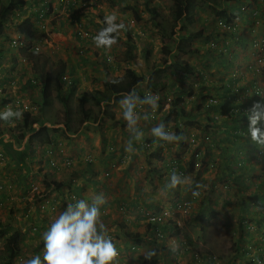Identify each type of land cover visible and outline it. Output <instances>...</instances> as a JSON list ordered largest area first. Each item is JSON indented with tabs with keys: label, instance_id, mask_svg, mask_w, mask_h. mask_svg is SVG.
<instances>
[{
	"label": "rangeland",
	"instance_id": "rangeland-1",
	"mask_svg": "<svg viewBox=\"0 0 264 264\" xmlns=\"http://www.w3.org/2000/svg\"><path fill=\"white\" fill-rule=\"evenodd\" d=\"M218 1L221 9L227 8L235 14V22L230 24L221 23L219 20H216L217 17L212 10V6L209 4H204L197 8L195 15L196 23L189 26L184 31L185 34L192 33L194 36L190 49L191 52L183 56L189 64L194 66L197 74L186 75L184 78L179 72L169 67L177 53L174 40H169L168 43H165L161 39L160 32L157 31L158 33H155L156 27L152 22L153 19L148 10V7L158 6L168 19H170L172 17L171 0H119L118 2L120 4L116 5V9H126L134 13L137 19L140 20L139 23L142 26L144 25L143 13L145 12L148 15V17H146L147 22L145 29L142 28L141 30L142 32L145 30L146 32L144 33L146 34H141L136 31L131 20L129 22H124L126 27L119 33L118 43L110 50L98 49L93 43L92 37L100 30V27L98 21L95 22L88 18V15L93 13L92 11L89 13L88 11L90 3L80 8L82 11H77L78 9L75 10L73 7L67 10L59 6L66 12H55V7H52L49 15L50 17L47 19L49 22L46 24L45 28H42L41 25L36 23L37 17H35V15L33 16L32 13L26 11L24 13L25 15H22V17L30 20V22H33L35 25L33 34L29 35L32 36V39L28 40V44L33 54L35 52V46L39 45V57L36 58L37 54H34V58H29L28 54L23 51L20 52L19 47H10L9 42L3 44V46L7 48L10 47V51L8 49L6 51V58L0 60V82L2 80L5 82L2 84L0 83V90H2L0 93L5 99L9 96L17 97L14 92L18 93L19 97H17L16 103L17 101H21L22 96L23 102L28 101L37 105L38 112L44 120L48 121L46 123L47 126L50 128H65L67 110L65 105L55 96V93H53L52 102L41 109L42 83L41 80L34 77L33 63L37 61V63L43 64L45 66L44 70L58 68L61 61L67 65L68 72L65 74L67 80L63 79V82L67 86V81L75 79L78 89L73 98V118L76 122L75 133L71 136L67 133L72 134L73 132H65L63 130V133L60 131L57 133V135H62H58L59 137L56 136L57 142H55V145L58 148V143L62 142L63 145L60 144L59 152H61L65 159L73 156L68 155V145H66L68 139L69 142L73 141L79 143L82 139H86V136H92L98 137V139L93 138L92 140L101 141L105 132L109 129L113 134L119 132L124 134L125 138L128 140L132 138L126 127V122L122 117V110L119 103H110L105 107L106 114H104L102 109L91 99L88 104H86L87 110H90L88 112V118H86L79 106L80 97L83 92L93 94V90L104 88V81L108 75L111 77H121L130 69L135 70L137 74L144 77V81L140 82L133 89L141 97L144 96L143 92L145 90L151 89L149 81L154 82L157 87L160 84H165L164 88L158 89V91H160V106L155 113L156 118L150 119L149 122H152L154 124L153 126L164 123L166 130L175 132L182 137L185 133V130H183L185 126H191L188 131H193L191 138L194 137L196 143H191L185 139L186 136L184 140L181 139L179 142L172 144H167L163 141H151L148 137L150 136V132H148V136H146V138L143 137L141 141L142 144H144L143 150L137 147L139 151L146 153L145 159L149 162L160 159V164V161L166 160L169 153L171 156L178 157L173 167L179 173H185V170L190 168V163H194L193 173L195 172L197 175H192V181L193 184L199 183L201 185L198 189L200 195L193 197L190 188L187 191L190 192V194L185 198L178 196L182 194L183 191L178 192L175 194L176 196L174 195L173 198L169 200L174 209L177 208V203L183 200L187 201L190 205L188 212L194 210L191 202L199 203L201 210H203V208L207 209L209 206H213V204L218 206L224 203L229 212L233 209L236 211H247L242 217L239 216L237 221H234L230 213L227 214L228 211H226L225 214H218L214 218V223L204 222L202 225L200 224L201 221L197 218H195V224L191 222L189 216L186 217L183 215L186 219L182 218V220L180 218L183 235L184 233H188L194 240L196 239L202 242L199 243L198 241L199 244L196 246L184 244L188 246V253L183 257L184 260L187 259L190 262L199 261L195 256L198 254L201 257V251L198 248L205 251V249L210 246L211 252L216 254L217 262L235 264V261L241 254H243L242 257L246 255L247 245L250 243L252 247L250 248L252 259L254 258L255 260L261 261L262 256L257 251H260L259 248L261 246L263 247L262 243L264 239V210H260L263 206L261 200L264 198V153H261L264 152V146L255 144L251 141L250 135H247L249 120L246 115L249 108H251L255 102L260 101L263 103L258 95L255 93L253 95L251 89L254 90L256 87L258 89V85L264 86V0H242L244 1L243 3H237V1L234 0ZM38 2L39 0H37V6L39 7L41 4ZM98 3L102 4L103 7L104 3L112 7L110 0H98ZM104 8L98 5L94 7L98 12H104ZM73 10L80 15L78 19L73 17L70 24L75 27L73 37L71 32L65 35L59 34L60 31L56 29V26L62 17H68V13L70 14ZM22 17H17V15L13 16V21L9 22L6 32L12 37L19 33L21 35L24 34L17 28V23L19 24L22 22ZM53 20H55V22H53ZM180 25L181 23L177 26V30H179ZM179 34L180 32L176 35L175 40L178 38ZM145 35H149L151 39L145 37ZM27 36L28 35H26V37ZM82 36H87L88 38ZM155 39L157 44H155ZM128 43L133 45L136 58L127 62L121 61L119 56L126 49ZM164 44L172 47L171 55L166 63L163 62L162 53ZM13 53L17 54L16 62H14L12 58ZM109 57L112 58L111 61H109ZM259 58L262 59L258 60ZM250 67L260 68L261 72L254 75L252 72L253 69ZM246 71L247 73L245 75ZM238 76L241 77L240 87H242L243 90L246 89V82L248 83V87H250L248 91L246 90V92L251 94L248 95V101H250L247 103L242 100L239 101L240 93L243 90H239V92L232 90V94L225 91L223 82L227 81L228 78L232 81L234 77L236 83H239ZM255 76L260 78L263 76L261 84H257ZM32 80L36 81L34 85L38 87L39 95H35V93L31 91ZM183 82H185V84H192L194 88L206 86V89H204L202 95L201 93L185 95L181 101L179 99V94L181 93L180 86ZM232 86L234 88V85ZM13 88H15L16 91H14ZM204 95L206 98L203 97ZM213 96L218 98V101L221 99L219 104L214 106L208 103V98ZM251 96H253V100H251ZM236 103L238 105H236ZM19 105L21 109V104ZM182 107L185 113L181 114L179 110ZM242 107H245V109H241ZM3 108H5V106L3 107V105H0V111H3ZM237 108L239 110V115L233 120H236L235 127L238 126V136L235 135L236 133H234L233 126L228 127L227 125L228 128H225V126L222 125V122H224L223 120L229 119L224 113L229 114V116L230 113L233 115L236 113L235 110ZM137 110L140 111L142 115L144 111H150L147 106H138ZM213 110H216V115H213ZM221 115L225 117H223L219 123L218 120H220ZM102 116L106 118V123L100 125ZM209 117L213 118L212 122ZM21 120L22 118L18 120L13 119L10 122L0 120V128H3V133L14 134L16 132L15 134H17V131L13 128ZM260 126L264 129V121H261ZM222 127H224L225 130L222 129ZM208 139H211V141L207 142ZM159 142H161V144ZM237 142H239L240 148L232 146L233 143L238 146ZM21 143L22 142H20V144ZM8 144L9 143L0 140V183L3 182L5 184L3 189L11 193L13 188L10 187L6 179L14 178L16 173L19 172V168L16 167H21L19 165L21 162L26 164L28 159H25V156L24 159H21V156H16L10 152L11 147L7 146ZM137 144L139 143L137 142ZM158 145L161 147H158ZM123 147L124 145L111 141V143L108 142L107 145L101 148L100 154L112 153L113 155V153H116L115 155L119 157V159H114L119 161V163L115 166L111 165L109 170L106 171V173H109L108 175L111 174V168L123 170L122 164L128 163L129 159L127 155H124L126 152L122 151ZM122 153L124 156L120 157L119 155ZM197 153L200 154L198 158L199 165L195 163ZM19 154L24 155L23 151ZM93 154L94 151L92 149L84 153V161L86 164L94 161ZM96 154L98 155V153ZM235 154L239 157L235 158ZM29 156L32 158V154H29ZM88 157L93 161L88 160ZM11 158H14V160ZM51 159L57 160L56 158ZM227 159H230V164H232L231 166L235 170V178L229 177L226 173V169H228L229 165L224 163V160ZM148 161H145L144 166L147 167L146 174L149 175V168L151 167H149L150 163H148ZM72 164L73 162L71 165ZM62 166H64V160ZM139 171H141L142 174L144 173L143 169L138 170V172ZM158 173L155 179L163 178L164 174ZM189 174L188 172L184 175L188 176ZM127 177L128 176H124L121 178V182H125V184L119 186L117 190L118 196L115 198L118 200L114 201L113 205L110 203L107 208H104V203L100 205L102 219L110 229L109 234L112 236L116 247L123 250V261H127L131 258L134 259V252L138 249L135 241L129 239L126 233H140V229L142 228L139 225H142L143 232L140 234L147 235V233L144 232V224L146 222L148 223L147 216L154 211L151 210L153 208V203H149L148 199L143 202L145 196L147 198V194L145 195L144 192L139 193L134 191V189L133 191H129L128 188L130 187L128 186L130 181H127ZM146 179L147 183L151 184L148 177H146ZM68 180L69 178L65 180L60 179L59 181L67 182ZM235 180H239V182ZM139 181H142L143 184L142 178L136 179L137 185L142 186ZM156 183H158V181H156ZM31 184L28 185L27 190L30 187L29 190L33 194L32 187L34 184L33 182ZM102 186L101 184L100 189L104 191L106 186ZM55 187L58 189L57 186ZM3 189H0V192L3 191ZM152 190H155V188ZM41 191L42 189H39V192ZM139 191H142V189H139ZM226 192L229 195H226ZM55 193L52 192V194L50 193V195H48L51 200L53 199L52 202L55 203V208L53 209L52 207L50 210L51 212L47 213V216L49 215L50 218L51 215L55 214L60 208L63 200L60 198L62 197L60 195L61 193ZM34 198L35 196H33L32 200H28V203L35 202L34 204L36 205L37 201L34 200ZM109 200L110 199L105 201L109 203ZM9 201L10 202L5 204L4 202L3 204L0 202V222H4L3 224L10 227V233L15 228L20 227V222L23 221L24 218L21 216L22 220L18 219L20 214L18 211H20L21 202H19L16 197L10 198ZM211 202H213V204H211ZM128 204L132 205L131 208L127 207ZM65 205L67 204H64V206ZM166 206L165 208H168ZM61 209L64 210L65 208L61 207ZM23 216H25V213H23ZM144 218L146 221L142 220ZM231 221L232 223H230ZM28 223L31 224L32 222L29 221ZM249 226L251 229H248ZM45 228H48V226L46 225ZM243 230L246 231V233H243ZM33 234L34 236L38 235L36 232ZM28 235L30 234L28 233L24 239L27 242L31 238ZM248 236L251 239H248ZM157 237L162 238L164 234L160 232ZM41 240L42 238L33 246L28 243H23V249L17 256L21 263L25 264L27 259L35 255L42 256L41 252H43V247L40 245L43 241ZM186 242H188V240H186ZM154 243L157 244L156 241ZM132 246H135V248L132 249ZM165 248L166 247H164L163 250ZM177 248L179 249L177 254L181 256V248L185 250L186 247H181V245L177 243ZM29 254L31 257L28 258L27 255ZM162 258L163 264H187L186 261L183 263L176 261L178 258L176 260L175 258L172 259V256L170 260L166 257ZM250 262L252 263L254 261L251 260ZM0 264L4 263L0 262ZM130 264H136L135 259L130 261ZM137 264L146 263L140 261Z\"/></svg>",
	"mask_w": 264,
	"mask_h": 264
},
{
	"label": "crops",
	"instance_id": "crops-1",
	"mask_svg": "<svg viewBox=\"0 0 264 264\" xmlns=\"http://www.w3.org/2000/svg\"><path fill=\"white\" fill-rule=\"evenodd\" d=\"M55 6V12H66L65 10H63L60 5V0H50ZM90 3L89 5V13L92 11V14L88 15V18L90 20H93L95 22H101V16H104L105 13H109V12H115L118 16V20L117 23L120 22H129L131 20L133 27L136 29V31L140 32L141 34H146L144 32H146L144 30V32H142V28L145 29V25L147 22V18L148 15L144 12L143 13V17H144V25L142 26L139 21L137 19V17L135 16L134 13H131L130 11L126 10V9H122V10H117L116 9V5L120 4L118 1H113L112 3V7H109L106 3H104V7L102 4L98 3V0H84ZM94 1V2H93ZM147 1V0H146ZM249 1V0H248ZM98 5L101 8H104V12H98V10L94 9V7ZM78 9V10H77ZM75 10L77 11H82V9L80 8H76ZM128 11V12H127ZM55 15V14H54ZM64 15V14H62ZM68 17L64 16L62 17V19L60 20V22L58 23V25L56 26L57 30L59 29L60 33L59 34H67L69 32H71V35L73 37L74 35V29L75 27L70 25L72 18L76 17L77 19L79 18V14H77L76 11L73 10V12H71L70 14L68 13ZM68 18V19H67ZM131 18V19H130ZM55 21V20H54ZM137 21V23H136ZM153 22V20H152ZM151 23V21H150ZM157 28L155 30V33L157 32ZM153 32V31H152ZM180 31H178L179 33ZM80 34V33H79ZM82 37H87V36H82ZM147 38H150V36H146ZM88 38V37H87ZM151 39V38H150ZM155 44L156 43V39H155ZM263 46V45H260ZM264 70V69H263ZM252 72L254 73V71L252 70ZM180 75L184 78L186 75H182L183 73L179 72ZM247 71L245 72L246 75ZM249 73L251 74V72L249 71ZM264 74V71H263ZM264 76V75H263ZM263 76L260 78L258 76H255V79L257 80V84H261V80L263 78ZM229 80V78H228ZM227 80V81H228ZM227 81L223 82V85L225 87V84L227 83ZM3 82V80H2ZM246 89H244L241 93H240V98L239 101L242 100L243 102H249L248 101V92H246V90L250 87H248V83L246 82ZM253 85V84H252ZM251 85V86H252ZM263 88L264 86L261 85ZM10 87V86H8ZM13 87V86H12ZM31 91H33V93H35V95H39V91H38V87L36 85L31 86ZM14 91H16L15 88H13ZM252 90V93L254 95V90ZM226 91V90H225ZM15 95L17 97H19L18 93L14 92ZM17 97H12L9 96L7 97V99L11 102H8L7 105H3V107H12L13 110L16 109H20V106L17 105L16 103V99ZM251 100H253V96L250 97ZM263 98V97H262ZM21 100H23L22 96H21ZM221 101V99H220ZM241 101V102H242ZM23 102V101H22ZM23 102V103H27ZM236 105H238L236 103ZM214 106V105H213ZM247 107V106H246ZM249 108V107H247ZM5 108H3L4 110ZM241 109H245V107L241 108ZM250 109V108H249ZM223 111V110H221ZM213 115H216V110H213ZM218 112V111H217ZM224 115L227 117H229V119L223 120L224 122H222L223 126H225V128H228L230 126H233L234 120L233 118H237L236 115H231L224 113ZM224 115H221L220 120H218V122L220 123L221 119H223V117H225ZM44 121V125H47L46 123L48 122L47 120H43ZM210 121L212 122V119H210ZM216 121V120H215ZM37 125V126H36ZM153 123L149 122V120H141L140 122V130L143 132V137L146 138V136H148V132H150V136H148L151 141L154 140V138L151 136V128L153 127ZM181 125V124H180ZM228 125V127H227ZM40 126L39 123L35 124V128H38ZM191 126H185V133L183 134V137L181 138L182 140L187 139L189 141V139H191V136L193 135V131H188ZM224 127H222V129L225 130ZM227 130V129H226ZM61 133L62 130L60 131ZM188 132V133H186ZM183 133V132H182ZM235 133V132H234ZM68 135L73 136L74 133L69 134ZM58 135H62V134H58ZM57 135V136H58ZM189 135V136H188ZM59 137V136H58ZM90 137V138H89ZM57 138V137H56ZM86 139H82L79 143L78 142H69V139L67 140L66 145H68V155H73L70 156L69 158L72 160L73 164L71 166H62V162L64 160V156H62L61 152H59V146L60 144H62V142L58 143V148L55 145L54 141L51 144H43V145H30L28 144V135L25 136L22 140V143L20 144L19 141H17L14 138V134L11 133H3L2 135H0V140H3L5 143H9L7 146L11 147L10 148V152H12L13 154H15L16 156H21V159H28L26 162V164H24L23 162L19 163V165L21 167H16L19 168V172L16 173L14 178L11 179H6L8 184H10V187L13 188V191L10 193L7 190H4L3 188L5 187V184L2 182L0 183V186H2V188L0 187V189H3V191L0 192V202H4L8 203L10 202V198L16 197V199H18L21 205L20 211H18L20 214L18 216L19 220H22L20 222V228L21 229V241H22V246L23 243H28L31 246L35 245L36 243L39 242V239L42 238L43 233L48 229L42 227L41 229H39L38 235H35L33 233H35V223L38 220V216H37V207L34 204L35 202H31L28 203V200H32L34 193L32 194L30 192V187L27 190V187L29 184H31L33 182L34 186H36L38 189H42L43 192H45L47 190L48 195H50V193L52 194V192H58L61 193L60 195L62 196L63 194H66L65 192L68 190V186H74L77 185V191H79L80 196L82 197V199L87 200L89 203L92 202V197L96 196V195H103V197L105 198V200H109L105 201L103 205L104 208L108 207V205L111 203L113 205L114 201H117L118 199L115 198L116 196H118V192L117 190L119 189V186L124 185L125 182H121V178H123L124 176H128L127 177V181H130V184L128 187L129 191H137V192H144V194H147V198L145 196V198L143 199L145 202L146 199H148L149 203H153V208L151 210H155L157 209L158 206V210L165 208L166 207H173L172 204L170 203V199L173 198V196L175 194H177L180 191H183L182 194L178 195V196H182V197H187L190 192H187L189 190L190 187H188L187 185L183 186V188H177V189H168L165 187L166 181L170 180V171L174 168H172L173 164L175 163L176 159L178 157L175 156H171L170 153L169 155H167L166 160L164 161H160L159 164V160H152V162H149L148 160L145 159V155L146 153L143 151H139V148L141 150H143V145L142 142H138L139 144H137V142H133V147L135 149L134 153H126L124 155L128 156V163L127 164H122L123 165V170H118V169H114L111 168V174L108 175L106 173L107 170H109L110 166H115L117 163H119V161L114 160L119 159V157H117L115 154L116 153H105V154H100L99 152H101V148L105 145H107V143H111L112 142H116V143H120L122 145H124L122 151H125V144H126V139L125 135L122 133H111L110 129L107 130V132H105L104 137L102 138L101 141H94L92 140L93 138H97L98 137H92V136H86ZM194 138V137H193ZM126 139V140H125ZM57 140V139H56ZM148 140V139H147ZM211 139H208L207 142H210ZM184 142V141H183ZM182 142V143H183ZM161 144V142H159ZM63 145V144H62ZM239 145V143H238ZM139 148H138V147ZM235 148H237L238 146L236 144L233 143V145ZM246 147V146H245ZM94 151L93 157H94V161L91 163L86 164L84 161V153L85 152H89L90 150ZM106 150V149H105ZM24 153V155H20L19 153L22 152ZM98 153V155L96 154ZM29 154H32V158L29 156ZM123 153L121 155H119L120 157L124 156ZM51 158L53 159H57L58 162L60 163V167L59 168H55L52 167L50 165V160ZM14 160V158H11ZM37 160V161H36ZM22 161V160H20ZM145 161H148L149 164V171H150V175L146 174L147 172V167L144 166ZM11 163V161H10ZM114 163V164H112ZM17 165V164H16ZM171 168V169H170ZM143 169V174L141 173V171L138 172V170H142ZM160 173H163V178H156L157 175ZM106 173V174H105ZM205 174V173H204ZM203 174V176H204ZM108 175V176H106ZM192 175H197V173H193L191 172L188 176H190L191 178H193ZM202 176V178H203ZM142 178L143 180V184L142 181L140 184H142V186L137 185L138 183H136V179H140ZM146 177H148V179L150 180L151 184L147 183V179ZM66 178H69V180L67 182H63L66 185L62 186L61 188H56L55 186H57V182L60 179L65 180ZM93 180L96 179L98 181L95 182H100L99 185L96 183L95 186H91L89 180ZM54 181V182H53ZM156 181H158V183H156ZM56 182V183H55ZM48 183H51L52 185H49L50 187L47 186ZM75 183V184H74ZM101 184L104 186H106V188L104 189H100ZM32 185V184H31ZM102 186V187H103ZM213 186V185H212ZM211 186V187H212ZM162 187V188H161ZM208 187V185H207ZM153 188H155V190H152ZM61 189V190H60ZM100 189V190H99ZM139 189H142V191H139ZM132 193V192H131ZM57 194V193H55ZM226 195L227 194L226 192ZM225 195V196H226ZM264 195V194H263ZM58 196V195H57ZM176 196V195H175ZM194 197V196H193ZM62 200L61 202V206L60 208L57 210V212L53 215H51V218L49 217V215L47 216V214H41L40 216L42 218H44V221L42 222L43 226L47 225L49 227L51 220L54 219L61 211H63L61 209L62 208H66L67 205L64 206V204H67V200L65 199V197H60ZM59 202V201H58ZM28 203V204H27ZM193 205L194 210L191 211L189 217L191 218V222L193 224H195V218L199 219V221H201V225L204 222H215L214 218L218 215V214H225L226 211L227 214L230 213L231 217L234 219V221H237L238 217H242L243 214H245V212H247L246 210H242V211H236V210H232L231 212H229V210H227V207L224 205V203H221L220 205H216L213 204V202H211V204H213V206H209L207 209L203 208V210H201V208L199 207V203H195V202H191ZM171 204V205H170ZM131 204H128L127 207L131 208ZM196 206V208H195ZM123 207V206H122ZM170 207V208H171ZM111 210V209H110ZM124 210V208H123ZM262 210V209H260ZM30 212V213H29ZM23 213H25V216H23ZM22 216V218H21ZM180 215H178L179 217ZM46 217H48L46 219ZM186 219V218H185ZM29 220L30 222H32L29 226ZM145 220L146 219H142ZM135 221V220H134ZM1 223V222H0ZM4 223V222H3ZM2 223V224H3ZM232 223V221L230 222ZM149 223H145V229L144 232L147 233V235H142V243L140 245H138V249L136 252H134V259L136 261V264L140 261L145 262L146 264H163L162 257H166L168 258V260L175 258L176 261H180V263L183 262H187V264H223L220 262H217V259L214 260H206V258H204L202 261H195V262H190L189 260L185 259L184 260V256L185 254H187L188 252V246L184 245V244H190L189 242H186V239L183 236L182 230H180V233H177V229L173 223H166L165 224V228L164 230H167L166 232H164L163 230L160 229L161 232H163L164 237L162 238H158L157 237V232L154 230V228L151 226V228L147 229ZM5 225V224H4ZM142 229H140V233L143 232V226L139 225ZM182 228V227H180ZM11 233V232H10ZM9 230L8 232L6 231V236L10 234ZM30 234L28 236H30L31 238L29 239V241L27 242L25 239V237L27 236V234ZM41 234V235H39ZM248 239H251L249 236L247 237ZM43 241V240H41ZM157 242L154 243V242ZM194 244L192 246H196L199 243H202L200 240L199 243L198 241L195 239L193 240ZM177 243H179L182 246H185V250L183 248H181V256L179 254H177V252H179V249L177 248ZM4 245V239H0V249L3 248ZM191 245V244H190ZM166 247L164 250L163 248ZM175 248V251L173 250V248ZM152 248H156L157 252H158V256L153 258V260L151 261H147L144 259L143 257V252L152 249ZM210 248V246H209ZM123 251V250H122ZM211 251V250H210ZM28 258L31 257L30 254L27 255ZM138 256V258H137ZM215 256V255H214ZM133 258L127 260V261H123V259H121V264H130V261L134 260ZM138 259V260H137ZM1 262V261H0ZM14 264H23L19 261L18 257L15 258V261L13 262Z\"/></svg>",
	"mask_w": 264,
	"mask_h": 264
},
{
	"label": "trees",
	"instance_id": "trees-1",
	"mask_svg": "<svg viewBox=\"0 0 264 264\" xmlns=\"http://www.w3.org/2000/svg\"><path fill=\"white\" fill-rule=\"evenodd\" d=\"M171 14L172 17L168 19V17L162 12V10L158 6H152L148 7L149 13L151 14V17L153 19V23L155 27L157 28L158 32L161 34V39L163 42L168 43L169 40L175 42V47L177 49L176 56H174L172 62L170 63L169 67L174 69L176 72L183 73L182 75H193L197 74L194 66L189 64V62L183 58V56L188 55L191 52L192 47V40L194 38L193 34H185L184 31L191 25H194L196 23V10L199 6L204 4H209L212 6V10L214 14L216 15L217 19L221 23H234L235 21V14L231 11H229L227 8H220L219 7V1L218 0H171ZM238 2L243 3L242 0H234ZM87 2V1H86ZM113 3V0H111ZM89 2H87L88 5ZM136 9V8H134ZM30 12L32 15L40 19L41 17L37 16L39 10L37 6V0H0V60L6 58V51L9 49L11 45L12 36L6 32V28L9 25V22L13 21V16H16L17 13H20L17 15V17H22V15H25V12ZM32 11V12H31ZM242 13V12H241ZM23 18V17H22ZM53 22H55L53 20ZM180 25L179 30H177V26ZM99 27L104 26V16H101V22H99ZM18 30H20L22 33L28 35V40L32 39V36H29L33 34L34 30V24L33 22H30V20L23 18L22 22L17 24ZM178 31H180V34L178 35V38L175 40L176 35L178 34ZM7 42L10 43V47H5L3 44H6ZM30 45L26 47L20 48V52H25L28 54L29 58H34V54L31 53ZM172 52V47L167 46V44L163 46L162 53H163V62H167ZM39 56L37 55L36 58ZM12 58L14 59V62L17 61V54H12ZM121 61H130L136 58V54L134 53V48L131 43L127 44L126 49L122 52V54L119 56ZM45 66L43 64H39L36 62L33 63V74L34 77L38 80H41L42 86H41V93H42V102L40 105L42 106L41 109H43L45 106H48L53 99V93H55V96L65 105L67 110V119L65 128H50L47 125H44V118L41 116V114L38 112H32V111H23L22 120L18 122L14 126V130L17 131V134L14 133V138L22 142L23 138L28 135V144L30 145H43V144H51L54 141H56V136L59 131H65V132H73L75 133V120L73 118V98L77 92V82L76 80H70L67 81L68 85L66 86L64 84V76L68 72L67 65L61 61L58 68H54L52 70H44ZM256 68H253L254 75L258 74L256 71ZM199 73V72H198ZM109 74V73H108ZM240 76H238V82L239 87L236 86V79L233 77V80L230 79L225 84V90L226 92L232 94L233 91L237 92V90L240 91L243 90L242 87H240ZM244 78V77H243ZM69 80V79H68ZM32 86H34V83H36L35 80H32ZM144 81V77L142 75H139L136 73L135 70L130 69L126 72L124 76L121 77H111L110 75L107 76V78L104 81V88L103 89H95L93 90V94H90L89 92H83V94L80 97L79 106L81 110L83 111V114L86 118H88V112L90 110H87L86 104L92 99L96 105L102 109V112L106 114V106H108L110 103H119V100L122 98L124 94H127L131 92L140 82ZM5 83L4 80L3 82ZM149 85L153 91H158V89L164 88L165 84H160L158 87L156 84L152 81H149ZM201 85V84H200ZM234 85V88L233 86ZM150 89V90H151ZM204 89H206V86H200L197 88H194L192 84H185L183 82L180 86L181 93L179 94V99L182 101L183 97L185 95H190L193 93H201V95L204 92ZM249 88L247 89V91ZM2 90H0L1 92ZM254 92L256 95H258L259 99L263 101L264 103V97L262 98L259 94V90L254 89ZM216 96V95H215ZM213 96V97H215ZM206 98V96H203ZM237 97V95H236ZM8 99H5L1 96L0 93V105H6L8 103ZM38 102V100H37ZM31 103V102H29ZM36 105V104H35ZM104 107V108H103ZM38 108V107H37ZM22 109V108H21ZM179 112L185 113L184 108H180ZM233 115L238 116L239 113H235ZM236 118V117H235ZM233 118V119H235ZM209 119H213L209 117ZM236 120H234V123ZM39 123L40 126L38 128H35V124ZM106 123V118L102 116L100 125H103ZM234 125V132L235 135L238 136V126H236V123ZM3 128H0V135L3 133ZM239 143V142H237ZM144 145V144H142ZM158 147H161L158 145ZM238 148H240V144L238 145ZM264 153V152H261ZM235 158H238V155H234ZM162 159V157H161ZM160 160V159H159ZM164 161V160H163ZM224 163H227L229 165L228 169H226V173L229 177L235 178V170L232 168V164H230V159L224 160ZM194 163H190V168L185 170V173H191L194 170ZM55 168H58L55 166ZM173 168V166H172ZM171 169V168H170ZM175 169V168H173ZM172 169V170H173ZM171 170V171H172ZM185 174L184 172H181ZM150 175V174H149ZM98 181L96 179L89 180L91 186H95L96 183L99 185ZM236 182H239V180H235ZM54 182V181H53ZM56 183V182H55ZM57 187L61 188L62 186L66 185L63 182H57ZM52 185L51 183H48L47 186ZM100 186V185H99ZM2 188V186H0ZM73 189V190H70ZM61 190V189H60ZM35 198L34 200L37 201V216L38 220L35 223V231L38 234L39 229L42 227H46V225L43 226L42 222L44 221V218H42L41 214H47L51 212V208H55V203L52 202L50 197H48L47 190L45 192L41 191L39 192V189L33 191ZM38 193V194H37ZM66 194H62V197L64 196L65 199L68 201L75 197V199H82L80 196L79 191H77V185L74 186H68V190L65 192ZM259 201V200H257ZM180 202H183L181 200ZM262 205L264 206V198L261 200ZM260 202V203H261ZM179 203H177L178 205ZM263 206L261 207L262 210H264ZM161 210V209H159ZM158 209H155L153 212L154 214H158ZM47 218V217H46ZM31 224H29L30 226ZM154 228V230L158 233L157 229L163 230L166 232L167 230H164L166 227L164 223H152L149 222L147 229L151 228V226ZM0 239H4V245L3 248L0 250V261L4 264H12L15 260V258L18 256L19 253H21L23 246L21 242V229L15 228L9 235L6 236V231L9 230L10 227L8 225H4L0 223ZM177 233H180L181 228L179 226L176 227ZM161 232V231H160ZM243 232V231H242ZM163 233V232H162ZM127 237L129 239H132L140 245L143 241L142 235L140 233H132L127 232ZM184 238L188 240V242L193 245L194 239L193 237L188 234L184 233ZM43 247V242L40 245ZM135 246H132L131 248H134ZM42 253V252H41Z\"/></svg>",
	"mask_w": 264,
	"mask_h": 264
},
{
	"label": "clouds",
	"instance_id": "clouds-1",
	"mask_svg": "<svg viewBox=\"0 0 264 264\" xmlns=\"http://www.w3.org/2000/svg\"><path fill=\"white\" fill-rule=\"evenodd\" d=\"M41 1L46 3L48 1L50 9L55 7L52 5L53 3L50 0H39V2ZM60 5L67 10L72 7L74 9L83 8L77 5L63 6L61 3ZM117 20L118 16L115 12L106 13L104 15V26L101 27L100 30L92 37L96 48L110 50L118 43L119 33L125 29L126 25L124 22L117 23ZM36 23L39 24L38 18L36 19ZM39 51V48L35 49L34 54L38 55ZM108 59L111 61L112 58L109 57ZM236 86L239 87V83H237ZM258 87L262 86L258 85ZM239 90H237V92H239ZM248 95L251 94L248 93ZM159 100V94H153L150 90L147 91L143 97H141L135 90H132L119 100V106L122 110V117L126 122V127L132 137L126 141V153L135 152L133 141H142L144 134L140 130V122L142 119L150 120L156 118L155 113L160 106ZM138 106H147L150 111H144L142 115L141 112L137 110ZM24 110H26V106L25 109L16 110H13V108L10 106L5 107L3 111H0V120L10 122L13 119H21ZM235 112L239 113L238 108L235 110ZM246 115L249 120L247 135H250L251 141L255 144L264 146V129H262L260 126L261 121H264V103H261L260 101L255 102L247 111ZM151 136L154 138V140L163 141L167 144L177 143L182 138L175 132L166 130L164 123L153 126L151 128ZM51 161L53 160H50V165L55 167L51 164ZM58 164L59 166L57 167L59 168L62 164L60 165L59 162ZM185 185L190 187L194 197L200 195L198 189L201 187V185L199 183L193 184L192 178L190 176L179 173L175 169L171 171L170 180L166 181L165 187L168 189H182ZM104 202L105 198L103 195L93 196L91 203L85 199L77 200L75 197L68 200L66 208L51 220L48 229L43 233L42 256L35 255L27 259L25 264H120L124 254L120 248L116 247L112 236L109 234L110 229L102 219L100 205H102ZM184 202L188 204L190 209V205L187 201L179 202V204H183ZM179 204L177 205L176 209L170 206L171 208L168 207L158 211V213H160L163 210H168L171 213V217L167 218L164 224L173 223L175 226L182 227V218H185L184 216H189L191 211L188 212V210L185 212L184 209L179 208ZM178 215L180 216L178 217ZM148 217L149 216H147V221ZM248 229H251V227L249 226ZM157 231L158 235L160 231L159 229H157ZM243 233H246V231L243 230ZM263 244L264 239L262 245ZM250 245L251 243L247 245L246 255L242 257L243 254H241L235 261V264H249L251 263V260L254 261L251 264H260L257 259H252L250 251V248L252 247ZM263 247L261 246L259 248L260 251H257L260 255ZM172 248L175 251V248ZM118 249L122 253L120 259V252ZM198 249L201 251V257L198 254L195 256L197 259H199V261H202L204 258H206V260L217 259L216 254L211 252L210 248H206L205 251L200 248ZM142 254L144 259L147 261H151L153 258L158 256L156 248L149 249Z\"/></svg>",
	"mask_w": 264,
	"mask_h": 264
},
{
	"label": "built area",
	"instance_id": "built-area-1",
	"mask_svg": "<svg viewBox=\"0 0 264 264\" xmlns=\"http://www.w3.org/2000/svg\"><path fill=\"white\" fill-rule=\"evenodd\" d=\"M60 3L63 4V6H68V5H77V6H80V7H85L87 5V2L86 1H81V0H60ZM39 4H41V6L38 7V14L37 16H40L41 17V21L40 19L39 20V25H41L42 28H45L46 27V24L49 22L47 19L49 18V13L51 12L50 10V5H49V2L47 1L46 2H39ZM20 13H17V15H19ZM18 24V23H17ZM38 25V26H39ZM230 27V26H228ZM24 35V37H23ZM21 35L20 33L13 36L12 37V40H11V45L13 47H19V48H22V47H26L27 44H28V37H26V34H23ZM39 47V45L35 46V49H37ZM262 58H259L258 60H261ZM253 69V67H250ZM257 73H260L261 72V69L260 68H256L255 70ZM64 80H67V76H64ZM150 89H147L144 91V95L147 91H149ZM258 90H259V94L261 97H264V89L262 87H258ZM153 94H159L160 91H153V90H150ZM208 103L209 105H216L219 103L218 101V98H215V97H210L208 98ZM17 104H21V108L22 109H25V106H26V110L28 111H32V112H37L38 108H37V105L35 104H32V103H23L22 100L20 102L17 101ZM20 106V105H19ZM24 110V111H26ZM190 142L193 143L195 142L196 143V139L195 138H191L190 139ZM200 154L197 153V157L195 158V163L196 165H199V161H198V158H199ZM88 160L92 161L90 157H88ZM72 163V160L70 158H65L64 159V165L65 166H70ZM51 164L53 166H59L58 162L57 161H51ZM108 174V173H107ZM33 191L34 190H37L38 188L36 186H33L32 187ZM179 208L180 209H184L185 212L189 210V207H188V204L186 202H184L183 204H179ZM171 217V213L168 211V210H163L162 212L158 213V214H150L149 217H148V221L149 222H152V223H164L165 220L167 218H170ZM264 245V244H263ZM119 250V249H118ZM120 252V257L119 259L121 258V251L119 250ZM261 261L258 260V262L260 264H264V247H263V250L261 251Z\"/></svg>",
	"mask_w": 264,
	"mask_h": 264
}]
</instances>
